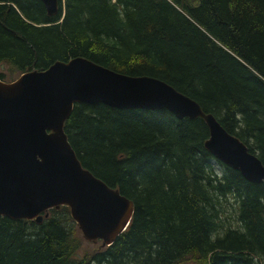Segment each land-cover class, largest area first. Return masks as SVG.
Wrapping results in <instances>:
<instances>
[{
    "label": "trees",
    "instance_id": "16d2710c",
    "mask_svg": "<svg viewBox=\"0 0 264 264\" xmlns=\"http://www.w3.org/2000/svg\"><path fill=\"white\" fill-rule=\"evenodd\" d=\"M77 56L168 82L264 164V0H60L56 16L42 0H0V61L25 73ZM65 130L83 165L134 201L133 218L80 258L69 206L42 222L0 215V264H264V181L206 148L203 118L77 103Z\"/></svg>",
    "mask_w": 264,
    "mask_h": 264
},
{
    "label": "water",
    "instance_id": "95a60500",
    "mask_svg": "<svg viewBox=\"0 0 264 264\" xmlns=\"http://www.w3.org/2000/svg\"><path fill=\"white\" fill-rule=\"evenodd\" d=\"M56 16L60 0H42ZM77 103L120 109H167L178 119L203 118L206 148L250 181H264V164L213 113L168 82L129 75L86 56L57 60L8 82L0 78V215L44 220L67 205L88 241L112 245L129 226L135 203L86 168L65 130Z\"/></svg>",
    "mask_w": 264,
    "mask_h": 264
},
{
    "label": "rangeland",
    "instance_id": "374dc122",
    "mask_svg": "<svg viewBox=\"0 0 264 264\" xmlns=\"http://www.w3.org/2000/svg\"><path fill=\"white\" fill-rule=\"evenodd\" d=\"M190 1L193 2L194 0H190ZM0 73H3V75H4L3 79L5 81H8V82H11V81L18 79L23 74L16 67L12 66L11 64L7 63L6 61H0ZM215 167H216L217 171L220 173V175L224 174L225 168L222 165L217 163V164H215ZM227 214L235 216L234 209L231 208L229 210V212L227 211ZM101 246H102V240L94 242V241H88L85 239L82 247L78 250L76 257L81 258L87 252H92ZM181 264H198V263L196 260H194L192 258H188L187 260H185Z\"/></svg>",
    "mask_w": 264,
    "mask_h": 264
}]
</instances>
